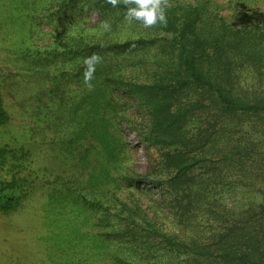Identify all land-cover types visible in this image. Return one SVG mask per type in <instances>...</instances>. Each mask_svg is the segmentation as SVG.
<instances>
[{
	"label": "rangeland",
	"instance_id": "rangeland-1",
	"mask_svg": "<svg viewBox=\"0 0 264 264\" xmlns=\"http://www.w3.org/2000/svg\"><path fill=\"white\" fill-rule=\"evenodd\" d=\"M219 1L228 5L226 0ZM125 13L108 6L106 0H0V62L5 68L1 75L6 74L0 77V94L10 116V124L0 130V140L23 145L29 152L17 168L18 175L28 181L27 193L14 209L0 210V264H97L106 249L116 248L107 246L98 209L89 211L78 199L80 194L94 201L106 198L104 182L84 190L91 174L109 179L108 185L121 175L142 178L117 193L155 213L166 231H177L168 213V196L161 185L148 180L165 176L163 169L154 168L157 152L139 136L149 125V114L137 97L113 87L103 76L110 69L127 78L150 80L152 68L147 64L163 48L146 44L125 53L121 48L100 53L88 49L92 43L162 37L153 26L129 23ZM93 53L102 60L88 87L83 58ZM122 56L127 60H121ZM133 59L141 65L135 71L130 66ZM193 92H187V100L194 97ZM42 106L50 113L48 133L33 124L32 115ZM193 111L183 127L188 136L214 141L216 155L221 149L238 151L235 161L211 156L214 167L201 163V180L211 181L221 208L243 212L242 222L247 224L257 219L264 225V119L240 114L215 123L209 113ZM218 130L221 140L215 137ZM51 137L57 141L54 148H65L61 154L47 149V140L54 143ZM52 162L60 169L56 176L42 170ZM5 170L0 164V176L9 179L11 172ZM67 179L76 182L66 189L60 182Z\"/></svg>",
	"mask_w": 264,
	"mask_h": 264
},
{
	"label": "trees",
	"instance_id": "trees-1",
	"mask_svg": "<svg viewBox=\"0 0 264 264\" xmlns=\"http://www.w3.org/2000/svg\"><path fill=\"white\" fill-rule=\"evenodd\" d=\"M226 2L227 6L219 0H172L169 4L168 0H161L166 23L152 26L162 37L92 43L88 47L90 52L98 53L112 48H121L125 53V49L146 44L163 48L147 62L152 68L150 80L141 81L130 75L127 78L123 72L115 74L110 69L104 70L103 76L113 87L119 86L137 97L149 114V125L139 131V136L157 152L154 168L163 169L165 176L148 180L162 186L168 196V213L177 224V231H166L158 224L155 213L149 214L139 203L129 202L117 193L142 178L121 175L108 185L109 179L91 174L92 183H86L84 190L104 182L106 198L94 201L80 194L78 199L89 206V211L91 207L98 209L107 246L116 245L106 249L97 264H264V225L257 219L247 224L242 222L243 212L221 208V199L211 189V181L201 180L198 172L204 169L201 163L214 167L209 162L211 156L235 161L238 151L221 149L216 155L214 141L192 138L183 128L193 117L194 109L209 113L215 123L240 114L264 119V0ZM106 4L114 7L109 0ZM129 6L132 0H118L115 7L126 12ZM121 60L127 59L122 56ZM133 62V71L141 67L136 59ZM4 69L0 62V77L6 76L1 75ZM189 91H194V97L187 100ZM48 95L53 98L51 91ZM192 100L194 106H190ZM32 119L43 133L51 129L46 107L34 112ZM9 124L10 116L0 94V130ZM222 132L217 131L218 140L222 139ZM51 138L54 143L47 140V149L61 154L65 148H54L57 141ZM27 153L23 145L12 146L0 140V164L6 173L11 172L9 179L0 176V210L14 209L27 193L28 181L18 175L17 169L27 159ZM55 166L52 162L42 170L56 176L60 169ZM75 182L67 179L60 183L67 189Z\"/></svg>",
	"mask_w": 264,
	"mask_h": 264
},
{
	"label": "clouds",
	"instance_id": "clouds-1",
	"mask_svg": "<svg viewBox=\"0 0 264 264\" xmlns=\"http://www.w3.org/2000/svg\"><path fill=\"white\" fill-rule=\"evenodd\" d=\"M115 7L118 0H109ZM125 20L129 23L139 21L144 27H149L159 23H166L165 9L161 6V0H132V6H129L125 13ZM105 29L109 27L107 22L102 25ZM102 60V57L93 53L83 58L84 71L83 79L88 87H92L91 81L96 72V66Z\"/></svg>",
	"mask_w": 264,
	"mask_h": 264
}]
</instances>
